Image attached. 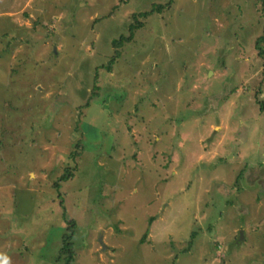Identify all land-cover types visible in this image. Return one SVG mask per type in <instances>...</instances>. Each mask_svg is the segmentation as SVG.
Segmentation results:
<instances>
[{
    "label": "rangeland",
    "instance_id": "obj_1",
    "mask_svg": "<svg viewBox=\"0 0 264 264\" xmlns=\"http://www.w3.org/2000/svg\"><path fill=\"white\" fill-rule=\"evenodd\" d=\"M263 2L0 0V264H264Z\"/></svg>",
    "mask_w": 264,
    "mask_h": 264
},
{
    "label": "trees",
    "instance_id": "obj_2",
    "mask_svg": "<svg viewBox=\"0 0 264 264\" xmlns=\"http://www.w3.org/2000/svg\"><path fill=\"white\" fill-rule=\"evenodd\" d=\"M254 1V4L255 3V0ZM257 2H260V0H256ZM263 6H264V2H263ZM163 10V7L162 6H159L157 8V13L159 14H162V11ZM141 17H147V14H142ZM138 27L142 26V23L137 25ZM137 28L135 27L134 25H132L131 27V33L130 35L125 38V37H122L121 39L119 40H116L114 41L113 45L114 47L117 49L120 47L121 44H123V42L125 40H131L133 38V30ZM263 43H264V29H263V36L257 41V44H256V49L258 50V54L261 58H264V46H263ZM119 57H120V53H118V51H116V53L113 55V57L109 60V62L107 63V67H105L104 70L106 71H112L113 69V63L115 64V62H118L119 60ZM90 104V102H89ZM86 105L87 106H89ZM75 151H73L71 153V158H75L76 160V157H79V155L81 156L84 152H83V145H76L75 148H74ZM73 168H76L77 170V165L75 164ZM68 170V169H67ZM67 172V171H66ZM73 173L71 174H66L64 175L61 180L65 181V180H68L70 178V176L72 175ZM74 224V223H73ZM74 229H71V233L70 234H65L63 236V241H62V249H61V255H60V258H59V262H63L64 264H73V261H74V242H73V239H74ZM187 250H190V248H187L185 249L184 252H186Z\"/></svg>",
    "mask_w": 264,
    "mask_h": 264
},
{
    "label": "crops",
    "instance_id": "obj_3",
    "mask_svg": "<svg viewBox=\"0 0 264 264\" xmlns=\"http://www.w3.org/2000/svg\"><path fill=\"white\" fill-rule=\"evenodd\" d=\"M179 107H180V105L178 106V109H179ZM242 138H243V136H242ZM239 145L240 144H238L237 146L239 147ZM231 154V152H226V151H224L223 153H222V155H224V156H228V155H230ZM250 173V172H249Z\"/></svg>",
    "mask_w": 264,
    "mask_h": 264
}]
</instances>
